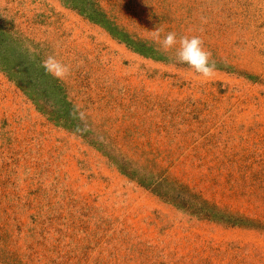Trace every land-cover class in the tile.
<instances>
[{
    "label": "rangeland",
    "instance_id": "obj_1",
    "mask_svg": "<svg viewBox=\"0 0 264 264\" xmlns=\"http://www.w3.org/2000/svg\"><path fill=\"white\" fill-rule=\"evenodd\" d=\"M0 264H264V0H0Z\"/></svg>",
    "mask_w": 264,
    "mask_h": 264
},
{
    "label": "clouds",
    "instance_id": "obj_2",
    "mask_svg": "<svg viewBox=\"0 0 264 264\" xmlns=\"http://www.w3.org/2000/svg\"><path fill=\"white\" fill-rule=\"evenodd\" d=\"M162 28L154 30V40L158 44V51L167 55L174 63L187 65L196 74L210 78L216 71L215 61L211 53L204 47V41L200 36H179L174 31L163 34ZM46 74L53 78L63 80L71 74L69 65L58 60L54 55H49L41 63Z\"/></svg>",
    "mask_w": 264,
    "mask_h": 264
}]
</instances>
